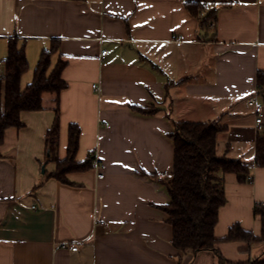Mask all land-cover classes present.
Masks as SVG:
<instances>
[{"label": "crops", "instance_id": "obj_1", "mask_svg": "<svg viewBox=\"0 0 264 264\" xmlns=\"http://www.w3.org/2000/svg\"><path fill=\"white\" fill-rule=\"evenodd\" d=\"M187 3L210 6L208 27ZM11 37L28 63L22 90L54 41L51 65L66 64V88L57 109L55 95L45 93L42 110L21 113L22 127L4 133L0 264H264V168L254 162L258 130L248 104L262 105L264 127V89L260 95L257 87L264 0H0L1 74ZM128 105L159 112L140 115ZM174 121L217 122L221 153L227 147L230 158L252 165L249 182L224 176L214 235L223 239L234 227L239 237L220 241L217 252L171 245L160 206L169 200L174 148L166 135ZM55 124L56 159L67 157L73 125L74 161L97 163L69 173L67 183L51 176L46 135Z\"/></svg>", "mask_w": 264, "mask_h": 264}, {"label": "trees", "instance_id": "obj_2", "mask_svg": "<svg viewBox=\"0 0 264 264\" xmlns=\"http://www.w3.org/2000/svg\"><path fill=\"white\" fill-rule=\"evenodd\" d=\"M189 13L201 20V27H208L214 12L208 4L187 3ZM54 41L48 50L41 53L34 69L33 80L23 90L20 79L28 70L24 46L19 47L18 39H8L7 57L1 62L4 73H0V145L8 128H20V115L23 112L42 110V96L45 93L55 95L56 109L58 96L66 88L61 78L65 63L58 61L51 65V56L57 51ZM259 94L264 89V73L257 75ZM133 112L150 116L159 112L154 105H128ZM173 129L167 133L172 142L173 169L170 180L166 183L168 202L160 209L168 216L167 224L172 228L171 245L183 253L202 251L217 252L220 241H233L239 236L234 227L228 235L217 239L214 235L218 222L219 210L226 203L224 176L233 174L240 183L249 182L251 164L228 156V148L219 153L216 136L224 128L217 122L174 121ZM79 129L70 126L68 132V153L64 160L55 157L58 144V126L55 124L46 135V147L54 158L55 171L51 174L58 181L67 183V175L72 172L86 171L92 167V160L77 163L74 157L78 146ZM255 165L264 168V127L258 131L255 141ZM145 176L154 178V175ZM260 211V208L256 207ZM249 241L252 236L242 233Z\"/></svg>", "mask_w": 264, "mask_h": 264}, {"label": "built area", "instance_id": "obj_3", "mask_svg": "<svg viewBox=\"0 0 264 264\" xmlns=\"http://www.w3.org/2000/svg\"><path fill=\"white\" fill-rule=\"evenodd\" d=\"M106 52L103 51L101 53V56H105ZM94 89H96V86H93ZM249 106L252 107L253 109V112H254V115H255V125L257 127V130L260 131L263 127V122H262V105L257 103V101L255 99H250V101L248 102ZM93 153V152H91ZM94 163V165H97L96 163V160L94 159L92 161ZM103 175L102 174H99L98 175V178H102ZM248 181H251V177L248 178ZM68 248L71 250V251H77V246L71 244L68 246Z\"/></svg>", "mask_w": 264, "mask_h": 264}, {"label": "rangeland", "instance_id": "obj_4", "mask_svg": "<svg viewBox=\"0 0 264 264\" xmlns=\"http://www.w3.org/2000/svg\"><path fill=\"white\" fill-rule=\"evenodd\" d=\"M218 150H219V153H221V149H220V147H218Z\"/></svg>", "mask_w": 264, "mask_h": 264}]
</instances>
